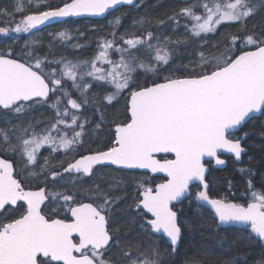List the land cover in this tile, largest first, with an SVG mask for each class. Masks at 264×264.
Returning <instances> with one entry per match:
<instances>
[{
	"label": "snow or ice",
	"instance_id": "obj_1",
	"mask_svg": "<svg viewBox=\"0 0 264 264\" xmlns=\"http://www.w3.org/2000/svg\"><path fill=\"white\" fill-rule=\"evenodd\" d=\"M184 2L185 7L167 18L177 27L180 18L185 19L183 38L161 39L147 31L117 39L115 30L121 23L117 17L111 22L112 38H100L96 55L82 61L41 57L38 39L26 40L17 52L12 45H18V40L10 34L32 36L62 18L101 16L119 5H132L134 0H65L62 6L29 14H22L25 10L19 3L13 12L0 9V18L14 22V27L0 26V37L12 41L6 53L0 52V113L18 117L33 106L48 104L55 96L48 105L55 116L46 127L37 130L40 121L0 127V153L12 157L0 158V210L18 202L25 206L18 218L0 221V264H116L111 258L114 249H120L122 264H161L158 247L141 252L137 245L134 250L122 242L118 229L113 230L111 214L119 198L114 199L100 185L78 191L67 187L69 182L91 178L97 166L108 165L164 174L163 182L154 187L145 186V182L138 185L134 210L141 220V232L162 234L173 253L182 229L172 204L186 198L197 181L204 190L195 193V200L199 207L210 209L209 219L217 230L239 225L248 232L249 241L264 247V190H256L249 180L246 206L224 197L211 198L202 162L209 157L216 165L225 164L219 158L221 151L240 161L245 149L242 138L234 137L233 132L253 119V114H264V32L247 33L248 21L258 12L257 4L254 0ZM259 5L264 8V0H259ZM16 14H22L18 21ZM145 23L141 17L133 26L143 29ZM223 25H239L240 35L225 38L222 49L219 44L212 45L215 52H197L192 66H184L186 75L170 70L161 79L162 68L172 59L169 45L199 40L201 48H208L207 35ZM53 39L68 41L71 37L60 31ZM113 53L118 59L111 58ZM141 76L143 82L136 84ZM93 83L107 85L112 91L93 102L88 96ZM121 96L126 101V116L115 124L114 138L105 150L73 157L66 166L61 161L58 167H50L46 157L40 173L31 171L45 145L51 153L67 156L75 152L91 123L84 111L94 108L99 129L104 123L102 106L118 102ZM5 123L11 125V120ZM13 160H19L31 177L43 175L45 186L25 190ZM60 181L64 184L59 185ZM49 185L62 190L50 191ZM45 201L64 210L66 218L44 214L41 206ZM257 264H264V256Z\"/></svg>",
	"mask_w": 264,
	"mask_h": 264
},
{
	"label": "trees",
	"instance_id": "obj_2",
	"mask_svg": "<svg viewBox=\"0 0 264 264\" xmlns=\"http://www.w3.org/2000/svg\"><path fill=\"white\" fill-rule=\"evenodd\" d=\"M64 2L65 0H32L31 3L28 0H0V9L13 12L19 3L25 10L22 14H28L43 11L46 8L57 7ZM196 2L197 0H188V3ZM254 2L257 4L258 12L248 21L247 33L251 34L255 30L256 35H261L264 32V8L260 7L259 0H254ZM185 6L184 0H141L139 3L137 2L136 6L117 8L110 12L108 17L113 16L117 11L126 12L123 14L122 25L117 29L121 34H129H125L126 36L133 34L143 35L147 31H151L154 34L168 35L172 40H176L184 37V27L182 25L177 27L173 21L167 18ZM22 14H16L15 20L18 21ZM141 17L146 20L143 29L134 27V21ZM161 20L165 21L163 26L159 25ZM102 21L103 19H68L37 31L32 36L23 33L16 34L18 45H12V41L5 38L0 43V52L6 53L9 45H12L19 52L20 47L24 45L26 40L38 39L42 44L38 55L41 57L47 55L50 61L60 57H66L73 61L91 60L98 51L97 46L100 40L98 33L101 30L99 26ZM132 22V27H124L131 25ZM124 23L127 24L124 25ZM0 26L14 27V22L9 23L7 18H0ZM170 30H173L172 33ZM60 31H67L71 39L68 41L53 39L55 32L58 33ZM12 34L14 33L10 35ZM232 35H240L239 25H223L219 27L216 33L208 34L206 37L208 48H201V41L199 40H189L187 44L170 45L172 59L169 65L162 68L161 79L170 70H175V75H186L184 66H192V63L198 59L197 52L205 51L206 54L209 50L215 52L216 50L211 48V46L216 44H219L222 49L225 47V38ZM77 45L80 47H77ZM116 56L115 53L112 54V57ZM142 82V76L136 79V84ZM110 91L112 89L107 85L101 86L99 83H93L89 99L93 102L101 100ZM126 95L127 92H125ZM125 103L124 96H121L118 102L102 106L104 119L109 122L123 121L126 116ZM89 111L93 114L94 109H89ZM32 112V114L23 117L22 122L19 121L17 125H26L29 121L33 122L39 117L42 120L46 118L52 120L55 115L54 113H48V109L45 112L44 110ZM3 118L8 119L6 115H3ZM94 119H99L98 113ZM109 122L108 124H102L99 129L96 127L92 129L89 138L86 137L87 141L78 147L75 152L68 153L67 156L75 155L80 150L89 151L101 147L106 148L112 139L110 131L106 130L110 125ZM244 133H247V135L245 136ZM234 137H241L242 146L247 149L242 155L241 163H236L233 158H227V165L224 168H211L206 180L209 184L211 197H224L229 201L245 205L250 200L248 191L249 180L252 181L256 190H264V114L246 123ZM240 169H245L246 171L241 172ZM125 176L119 171L108 172L104 170L93 184L100 185L103 191L111 196L113 195L114 199L119 198V203L113 208L111 214L115 223L114 227L115 230H119L122 242L131 244L134 250L137 245H139L141 252L158 247L161 253V264H257V261L264 256V247H261L259 242L249 241L246 230L236 227L229 228L226 231L215 228V225L209 219L210 211L205 207H199L194 200L195 192L199 188L197 184L192 185L190 188L191 194L182 203L175 206L179 213L182 234L180 244L173 253L171 245L162 237L141 232L137 224L138 213L133 210L134 201L138 194L137 186L133 176ZM110 184L112 185L111 188L109 187ZM117 184H119L118 187L116 186ZM95 185L84 188L87 190L95 187ZM74 187L77 188V185ZM155 239L161 240L156 242ZM113 256L121 259L120 249H117V252L115 251L111 258Z\"/></svg>",
	"mask_w": 264,
	"mask_h": 264
},
{
	"label": "flooded vegetation",
	"instance_id": "obj_3",
	"mask_svg": "<svg viewBox=\"0 0 264 264\" xmlns=\"http://www.w3.org/2000/svg\"><path fill=\"white\" fill-rule=\"evenodd\" d=\"M89 109H91V107H89ZM90 112V115H92L91 114V111H89ZM1 115H4L3 113H1ZM0 115V116H1ZM90 120H91V123L87 126V129H86V133H85V135H84V137H89V135L91 134L90 132H91V130H92V128L93 129H95V125H96V123H97V121L99 120V119H94V118H89ZM4 120V121H3ZM6 120H11V125H9V124H6L5 123V121ZM22 122V120H19V119H4V118H1L0 117V127H4L5 126V128H7V127H11L12 125H17V123L18 122ZM49 121H51V120H49ZM107 122H109V121H107V120H105L104 119V123H107ZM120 122H122V121H117V122H109V127H108V130L110 131V133H111V136H112V138H114V127H115V124L116 123H120ZM103 123V124H104ZM38 126V128H37V130L38 129H41V128H44V126L46 127L47 126V123H43V124H39V125H37ZM107 130V129H106ZM237 133H239V132H237ZM237 133H234L233 134V136L235 135V134H237ZM69 135H71V133L69 132ZM84 144V141L82 142V145ZM44 148H46L45 146H43L42 148H41V150H40V153L42 152V149H44ZM106 148H99V149H96V150H87L86 152H85V150H80L79 152H77L76 153V155H72V158L73 157H75V158H78L79 157V155H85V154H87V153H89V152H95V151H97V150H105ZM44 152V151H43ZM43 154V153H42ZM4 156V157H3ZM48 156V157H47ZM0 157H2V158H8V159H12V157H10V156H7L6 154H4V153H0ZM48 158L49 160H50V163H52V164H50V167H55V165L53 164L54 162H53V158L52 157H59L58 159H59V161L61 162L62 160L61 159H65V158H63V157H61V156H58V155H55V156H49V155H47L46 153L45 154H43V160H45V158ZM71 158V159H72ZM169 158H171V157H169ZM223 158H225L226 160H227V158H233L232 156H223ZM70 159V160H71ZM234 159V158H233ZM235 160V159H234ZM69 162V161H68ZM68 162H66L64 165L66 166L67 165V163ZM236 162V161H235ZM13 163H14V167L16 168V171L19 173V175H18V179H20L22 182H23V185H24V187H25V190H33V191H35V190H38L40 187H44L45 186V182H44V176L43 175H41L40 177H39V179H36V178H33V177H31L30 175H29V173L28 172H25L24 170H23V165H22V163L19 161V160H13ZM211 163V164H210ZM44 164V161H42L41 162V160H38V163H37V165L35 166V168H33V169H31V171H35L36 173H40V171H41V165H43ZM209 166H210V169L211 168H216L214 165H213V162H208L207 163ZM56 167H58V165L56 166ZM100 167V168H99ZM104 170H107L108 172H111V171H119V172H122V174H125L126 176L125 177H127V176H129V175H131V176H133L134 177V182H135V185L137 186V188H138V184L140 183V181L141 180H143V179H145L146 180V185L145 186H155L156 184H158V183H161V182H163V179H164V177L163 176H160V175H152V174H150V173H148V172H144V171H134V170H125V169H118V168H115V167H113V166H97V168H96V170H95V174L91 177V178H83V180L82 181H76V183L75 184H73V183H71V182H69L68 184H67V187L69 188V190H71V191H78V190H86V188H84V187H90V185H95V184H93L94 183V181L95 180H98V176L100 175V174H102L103 172H104ZM47 173H45V175H46ZM72 179H74V178H72ZM65 180H69V178L68 177H65ZM58 184L59 185H63L64 184V181H60V182H58ZM75 185H77V188H75L74 186ZM71 187V188H70ZM80 187V188H79ZM82 187H83V189H82ZM74 189V190H73ZM200 189V187L198 188V190ZM49 190L51 191V190H62L61 188H56V189H53L52 188V186L51 185H49ZM197 190V191H198ZM196 191V192H197ZM195 192V193H196ZM190 194H191V192H190ZM187 198V197H186ZM185 198V199H186ZM184 199V200H185ZM194 199H195V195H194ZM184 200H182V201H184ZM181 201V202H182ZM85 202H88L87 200H85ZM181 202H179V203H181ZM179 203H177V204H173L172 205V207H173V210L174 211H176L177 212V214H178V219H179V213H178V211L175 209V206H177ZM118 204H116L114 207H116ZM24 205H23V202H18V204L16 205V206H6V208L4 209V210H0V221H2V222H8L10 219H12V218H18L19 217V215L24 211ZM54 208H57L58 210H57V212L54 214L53 213V209ZM42 209H43V212H44V214H46V215H48V216H51L52 218H66V213H65V211L64 210H62V209H59L58 208V206L55 204V203H53V202H51V201H45V204L44 205H42ZM133 210H134V208H133ZM135 211V210H134ZM138 217H139V215H138ZM114 222H113V220H112V228H113V230H115V227H114ZM152 235H155V236H159V237H162V236H160V235H156V234H152ZM163 238V237H162ZM77 239V242H78V237L76 238ZM164 239V238H163ZM117 252V249H114L113 250V252H112V254L114 253V252ZM111 254V255H112ZM114 261H116V264L118 263V264H122V262H121V259H118V257H115L114 258V256H113V258H112Z\"/></svg>",
	"mask_w": 264,
	"mask_h": 264
},
{
	"label": "rangeland",
	"instance_id": "obj_4",
	"mask_svg": "<svg viewBox=\"0 0 264 264\" xmlns=\"http://www.w3.org/2000/svg\"><path fill=\"white\" fill-rule=\"evenodd\" d=\"M29 1V0H28ZM141 0H138V3L140 2ZM137 5V4H136ZM135 5V6H136ZM199 11H202V10H199ZM116 12V11H115ZM125 12H116L113 16H111V17H106V18H104L103 19V21H102V23H101V25L99 26V27H101L100 29V31H99V33H98V35H99V39L100 38H107V39H111L112 37V33H113V25H112V21H114V19L115 18H117V17H119L120 18V20H121V23H120V25H122V22H123V14H124ZM186 21H185V19L183 18V17H181L180 18V23H179V25H184V23H185ZM127 23H124V25H126ZM65 25H67V24H65ZM119 25V26H120ZM132 25H133V22H132V24L131 25H128V26H124V27H132ZM119 26H118V28H119ZM118 28H116V37L117 38H119L121 35H123V36H126V35H129V34H127V33H123V34H121V32L119 33L118 31H117V29ZM171 29V28H170ZM172 31L173 30H170V32L172 33ZM184 32H185V30H184ZM126 34V35H125ZM153 35L154 36H159L161 39H163V35L161 34H154L153 33ZM11 36H13V37H16L17 38V35L14 33V34H12ZM168 36V35H167ZM110 37V38H109ZM168 37H170V36H168ZM4 37H0V43L1 42H3L4 41ZM153 43H155V41H153ZM169 47H170V45H169ZM117 55V54H116ZM112 59H118V56H116V57H111ZM55 66V65H54ZM67 87H69V89L71 90V82H68V84L66 85ZM57 95H59V93H57ZM75 96H76V94L74 93V95H73V98H75ZM88 96H90V91H89V93H88ZM104 97V96H103ZM55 101V96H52L51 97V99L48 101V104H44V105H39V106H33L30 110H28L27 112H25V113H23V114H20L18 117L17 116H15V115H12V114H9V115H6V117L8 118V119H19V120H22V118L23 117H25V116H28L29 114H32L33 112L32 111H36V110H44V112H45V110L46 109H48V113H54L55 114V112H54V110L52 109L51 110V108L48 106V105H50L51 103H53ZM64 104H66V100L64 101ZM33 109V110H32ZM91 109H93V107H91ZM51 111V112H50ZM92 113V112H91ZM0 115H1V113H0ZM84 115H86L88 118H93V116H91L90 115V112H89V108H87L85 111H84ZM93 115V114H92ZM1 118H3V115H1L0 116ZM29 117H31V116H29ZM83 118V117H82ZM33 119V118H32ZM49 120L50 119H48V118H46V119H41L40 117L39 118H37L34 122H33V124H35L36 123V121H40L41 122V124H43V123H48L49 122ZM40 124V123H39ZM38 124V125H39ZM93 129V128H92ZM39 130V129H38ZM82 140L84 141V142H86L87 140H86V137H83L82 138ZM45 147L46 148H44V149H42V152L40 153H38V160H41V162L42 161H44L43 160V154H47V155H49V156H55V155H58V156H61V157H63V158H65L64 160L62 159V162L65 164L66 162H68L70 159H71V157L72 156H64L65 154L63 153V152H57V153H51V150L48 148V146L47 145H45ZM44 151V152H43ZM43 153V154H42ZM53 158V164L55 165V166H57V165H59V163H60V161H59V157H52ZM142 182H145V185H146V180L145 179H143V180H141L140 181V183H142ZM139 183V184H140ZM138 184V185H139ZM137 224H139L138 226H139V228H140V224H141V220L138 218V220H137ZM159 240H161V239H155V241L157 242H159Z\"/></svg>",
	"mask_w": 264,
	"mask_h": 264
},
{
	"label": "water",
	"instance_id": "obj_5",
	"mask_svg": "<svg viewBox=\"0 0 264 264\" xmlns=\"http://www.w3.org/2000/svg\"><path fill=\"white\" fill-rule=\"evenodd\" d=\"M137 2H138V0H134V3H133L132 5H119V6L115 7V8H113V9H109L105 14H103V15H101V16H78V17H66V18H62V21H60V22H64V21H66V20H68V19H74V20H77V19H96V20H101V19L106 18L110 12H113V11L116 10L117 8H119V7H123V6L131 7V6L136 5ZM60 6H62V5H60ZM32 13H35V12H32ZM28 14H29V13H28ZM60 22H56V23H60ZM56 23H53V24H56ZM53 24L46 25V26H42V29H44V28H46V27H48V26H51V25H53ZM260 115H261V113H255V114H253V117L256 118V117H258V116H260ZM250 120H252V119H250ZM250 120H247V121L244 123V125H245L246 123H248ZM244 125H243V126H244ZM243 126H242V127H243ZM242 127H240L237 131L233 132V134L239 132V131L241 130ZM241 142H242V141H241ZM243 148L245 149V151L242 153V155L247 151V149H246L245 147H243ZM87 154H89V153H87ZM85 155H86V154H85ZM222 156H232V154H229V153H226V152H223V151H221V152L219 153V158L225 160V164H223V165H216L215 160L212 159V158H209V157H204V158H203V161H202V162L204 163V165H205V169H206V173H205V175H206V179H207L208 173H209V171H210V166L207 164L208 162H213V165H214L216 168H224V167L227 165V160H226L225 158H223ZM232 157L234 158V156H232ZM0 158H2V157H0ZM78 158H79V157H78ZM234 159H235V158H234ZM235 161H236V160H235ZM241 161H242V157H241V160H240V161H236V163L240 164ZM108 166H111V165H108ZM113 167L116 168V166H113ZM125 170H134V171H144V172H148L147 170H143V169H125ZM148 173H150V172H148ZM150 174H152V175H160V176H163V177H164V174H163V173H150ZM206 183L208 184L207 180H206ZM194 184H197V185L200 187L199 190H204V189H203V186L200 185L198 181H197V182H193L192 185H194ZM199 190H198V191H199ZM190 192H191V191H190ZM190 192L186 195V197H188V196L190 195ZM207 192H208V194H209V184H208ZM209 196H210V194H209ZM210 197H211V196H210ZM211 198H215V197H211ZM184 199H185V198H181V200L178 201V202L174 201L173 204H177V203L181 202V201L184 200ZM194 200H195V199H194ZM228 201H229V200H228ZM195 202L198 204V202H197L196 200H195ZM230 202L237 203V202H235V201H230ZM173 204H172V205H173ZM243 205H244V204H243ZM246 205H247V204H245V206H246ZM41 207H42V206H41ZM205 208H207V209L210 211V209H209L207 206H205ZM177 216H178V214H177ZM234 227H236V228H242V227L239 226V225L234 226ZM156 235H160V236H162V237L166 240V242L170 245V243H169V241L167 240V238L164 237L162 234H156ZM180 239H181V238H180ZM179 244H180V240L178 241V245L176 246V248L179 246Z\"/></svg>",
	"mask_w": 264,
	"mask_h": 264
},
{
	"label": "bare ground",
	"instance_id": "obj_6",
	"mask_svg": "<svg viewBox=\"0 0 264 264\" xmlns=\"http://www.w3.org/2000/svg\"><path fill=\"white\" fill-rule=\"evenodd\" d=\"M126 13V12H125ZM50 28V27H49ZM45 31V30H44ZM56 33V32H55ZM172 47V46H171ZM116 55V54H115ZM74 61H77V60H74ZM91 91V90H90ZM93 100V99H92ZM94 109V108H93ZM33 110V109H32ZM52 110V109H51ZM38 111H39V109H38ZM51 112V111H50ZM55 116V115H54ZM50 118V117H49ZM53 118V117H52ZM4 121V120H3ZM24 121V120H23ZM34 122V121H33ZM32 122V123H33ZM113 122V121H112ZM119 122V121H118ZM46 123V122H45ZM1 124V123H0ZM40 124H41V122H40ZM107 124H108V122H107ZM106 125V124H105ZM22 126V125H21ZM5 127V126H4ZM45 127V126H44ZM37 128H38V126H37ZM103 128V127H102ZM104 129V128H103ZM107 130H108V128H106ZM96 133V132H95ZM87 134V133H86ZM94 134V133H93ZM111 134V133H110ZM92 136V135H91ZM89 138V137H88ZM93 140V139H92ZM85 143V142H84ZM101 144V143H100ZM99 144V145H100ZM85 147V146H84ZM102 148V147H101ZM99 149V148H98ZM86 152V151H85ZM72 154V153H71ZM76 155V154H75ZM65 156V155H64ZM74 156V155H73ZM4 157V156H3ZM48 157V156H47ZM66 157V156H65ZM223 157V156H222ZM72 158V157H71ZM62 160V159H61ZM64 160V159H63ZM66 160V159H65ZM211 164V163H210ZM54 167V166H53ZM56 167V166H55ZM100 168V167H99ZM121 178V177H120ZM75 184V183H74ZM137 185V184H136ZM71 188V187H70ZM80 188V187H79ZM115 189V188H114ZM74 190V189H73ZM113 196V195H112ZM133 197V196H132ZM132 199V198H131ZM188 201H191V200H188ZM249 202V201H248ZM182 203V202H181ZM180 204V203H179ZM197 204V203H196ZM183 205V204H182ZM177 208V207H176ZM139 218V217H138ZM137 220V219H136ZM139 225V224H138ZM118 264V263H117Z\"/></svg>",
	"mask_w": 264,
	"mask_h": 264
}]
</instances>
